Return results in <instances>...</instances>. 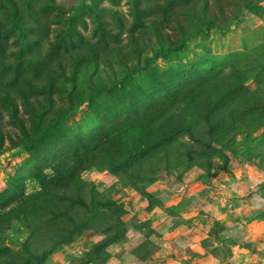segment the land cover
I'll return each instance as SVG.
<instances>
[{"label": "rangeland", "instance_id": "obj_1", "mask_svg": "<svg viewBox=\"0 0 264 264\" xmlns=\"http://www.w3.org/2000/svg\"><path fill=\"white\" fill-rule=\"evenodd\" d=\"M0 90V264H264V0H0Z\"/></svg>", "mask_w": 264, "mask_h": 264}, {"label": "trees", "instance_id": "obj_2", "mask_svg": "<svg viewBox=\"0 0 264 264\" xmlns=\"http://www.w3.org/2000/svg\"><path fill=\"white\" fill-rule=\"evenodd\" d=\"M183 46H184V43H181L178 46L168 48L165 52L167 54L168 51L178 50V49L182 48ZM26 86H27V88H26L27 90H30V91L32 90L31 94H35L36 97L38 95H45V99L46 100L48 99V101L51 102V98L49 96H47V91L45 90L44 86L41 83H39V81H34V82H31V81L27 82L26 81ZM26 94H27V92L25 90L20 91V98H21V101L23 102L22 105H23V107L25 106V108L29 112L33 113V111H34V109L32 108L33 102L31 101V99L27 98ZM36 99H38V98H36ZM0 100L3 103H5V105L9 108L8 110L11 113L12 117L15 119L16 124L21 125L22 124V122H21L22 118H21L20 113H19L18 104L16 103L15 98L12 97L11 93L6 91V90H0ZM42 134L43 133H41V135H40L41 138L43 137ZM38 141H39V138L32 140L29 143L28 148H33L37 144ZM25 243H26V241H25Z\"/></svg>", "mask_w": 264, "mask_h": 264}]
</instances>
